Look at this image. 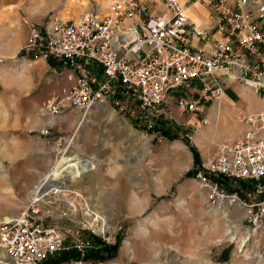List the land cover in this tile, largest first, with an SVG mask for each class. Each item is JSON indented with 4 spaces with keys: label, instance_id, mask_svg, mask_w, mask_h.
Wrapping results in <instances>:
<instances>
[{
    "label": "built area",
    "instance_id": "2783aa9c",
    "mask_svg": "<svg viewBox=\"0 0 264 264\" xmlns=\"http://www.w3.org/2000/svg\"><path fill=\"white\" fill-rule=\"evenodd\" d=\"M160 1L157 14L142 0H112L76 22L50 18L44 26L21 15L27 35L20 56L53 62L68 81L37 107L43 127L70 111L106 105L127 111L142 135L159 142V125L187 127L184 117L221 102L225 82L264 98V0H201L211 9L212 33L191 26L182 0ZM193 37L203 46L194 48ZM238 122L241 134L217 144L192 177L209 204L242 208L244 223L257 232L264 230V111L240 113ZM239 182L250 184L246 199L227 189ZM44 189L19 213L0 218V264H42L65 251L78 256L68 264H88L90 253L115 244L122 226L87 194L63 183Z\"/></svg>",
    "mask_w": 264,
    "mask_h": 264
},
{
    "label": "rangeland",
    "instance_id": "374dc122",
    "mask_svg": "<svg viewBox=\"0 0 264 264\" xmlns=\"http://www.w3.org/2000/svg\"><path fill=\"white\" fill-rule=\"evenodd\" d=\"M111 1L1 0L0 40L19 35L23 14L40 26L50 18L76 22L84 14H96ZM143 1L151 8L156 4L154 0ZM63 71L53 62L24 60L19 53L0 63V218L19 213L38 181L65 155L76 174L69 185L84 190L110 223L123 228L114 245L92 252L101 258L91 253L87 256L88 264H264V230L250 229L244 223L242 208L236 205L209 204L206 192L188 175L196 166L191 147L201 163L214 156L215 127L202 135L201 127L207 124L196 123L189 139L181 127L162 124L159 128L166 129L168 137L161 133L163 138L158 142L143 135L140 145L133 144L130 134L114 126L104 112L91 118L87 113L70 111L66 124L58 120L62 115L53 127H43L37 107L68 84ZM119 113L127 123L131 120L127 111ZM77 119L81 120L79 127L69 128ZM59 137L66 143L57 148L54 142ZM97 162L111 164L97 170ZM113 169L116 175L111 173ZM238 185L227 189L246 199L250 185ZM228 220L236 226L234 239L227 236ZM57 224L65 225L66 221ZM246 229L249 233L241 244ZM115 246L114 252H104ZM64 253L68 252L46 261L68 264L74 260L70 256L60 260Z\"/></svg>",
    "mask_w": 264,
    "mask_h": 264
},
{
    "label": "crops",
    "instance_id": "0c3cea01",
    "mask_svg": "<svg viewBox=\"0 0 264 264\" xmlns=\"http://www.w3.org/2000/svg\"><path fill=\"white\" fill-rule=\"evenodd\" d=\"M143 1V0H142ZM156 4H154L151 8L152 14H157L159 12H163L162 4L160 0H154ZM185 3V9L187 16L189 18L191 26L196 28H200L206 30L210 33L213 32V28L215 26V22L213 19L210 18L211 9L207 5L206 2H202L201 0H182ZM146 2V1H145ZM156 8V9H154ZM19 35H7L5 38L0 40V55L4 59L12 58L17 56L21 47L23 46L25 39H26V28L21 25L20 18H19ZM192 45L194 48H200L203 46L196 37L192 38ZM208 45L204 47V49H208ZM264 111V98L259 96L257 93L252 91L251 89L245 88L238 84H233L230 82H225L223 86V96L222 100L219 103H212L209 104L203 114H194L189 115L183 118V121L187 123V127H182L184 133L190 139V133L192 128L196 127V123L200 126L202 121L205 122L200 130L202 135H206L215 127L214 137L216 142L214 143L215 147L217 144H220L222 141L230 142L235 140L242 132V126L238 122V115L240 113H252V112H259ZM104 112L106 116L111 117L112 123L114 126H120L122 128V132H126L130 134L131 139L130 141L133 144L138 143L140 145V141L143 135H138L137 133L140 132L137 130L131 120L126 122L124 115L119 113L118 111L112 109L110 106L106 105H96L92 107L86 115L93 117H99L100 113ZM70 114H65L62 118L58 120L60 123H67L68 119H70ZM81 120L77 119L70 123L69 128L77 129L80 125ZM185 135V137H186ZM218 141V142H217ZM77 154V153H76ZM82 156V155H81ZM83 159H85L82 156ZM93 159V158H92ZM73 160V159H70ZM86 160V159H85ZM77 163L75 160H73ZM99 169L100 165H109L111 162H97ZM96 170V171H97ZM112 174L116 175L117 170L113 169L111 171ZM89 180V179H88ZM28 185V183H27ZM84 188H88L85 186ZM76 189V188H75ZM78 190V189H77ZM85 194H87L84 190ZM88 195V194H87ZM89 197V196H88ZM93 201H97L95 197H91ZM91 201V200H90ZM92 203V201H91ZM93 206L94 203H92Z\"/></svg>",
    "mask_w": 264,
    "mask_h": 264
},
{
    "label": "bare ground",
    "instance_id": "6f19581e",
    "mask_svg": "<svg viewBox=\"0 0 264 264\" xmlns=\"http://www.w3.org/2000/svg\"><path fill=\"white\" fill-rule=\"evenodd\" d=\"M1 1V0H0ZM75 173L73 171L72 164L69 163L65 157V155H61V157L57 160L54 168L46 175H44L39 181L36 190L34 191L33 196L42 194L49 184L56 185L57 183H63L69 185L75 179ZM47 190V189H46ZM89 199V198H88ZM90 201V200H89ZM91 203V201H90ZM92 204V203H91ZM220 206V205H219ZM225 206V205H224ZM222 206L220 209L227 215V207ZM235 225L228 220L227 224V236L230 239H234L233 231L235 230ZM248 230L246 229L243 233V237L240 239L241 244L244 243L245 238L248 235ZM232 235V236H231Z\"/></svg>",
    "mask_w": 264,
    "mask_h": 264
},
{
    "label": "trees",
    "instance_id": "16d2710c",
    "mask_svg": "<svg viewBox=\"0 0 264 264\" xmlns=\"http://www.w3.org/2000/svg\"><path fill=\"white\" fill-rule=\"evenodd\" d=\"M159 130L161 131V133H163V135H164L165 137H168V136H169V133H168L167 130L164 129L163 127H160ZM191 152H192V154H193V158H194V163H195V165H196V166L200 165L201 161H200V159H199V155H198L197 151H196L193 147H191ZM194 167H195V166H194ZM193 173H194V169H192V171L189 172L188 175L193 176ZM249 185H250V184H249ZM246 186H247V185H246ZM115 248H116V246H115V247H109V249L106 248V249L104 250V252H105V251H109V252H110V251H113V252H114ZM90 255H91L92 257L94 256V257H100V258H101V255H99V254L91 253ZM90 255H89V256H90ZM60 256H61L60 260L66 259V258L69 257V256L72 257L74 260L78 258L77 253H76L75 251H69L68 253L61 254ZM58 261H59V260H58ZM44 262H45V263H44ZM44 262H43V264H51V262H48V261H44ZM47 262H48V263H47Z\"/></svg>",
    "mask_w": 264,
    "mask_h": 264
}]
</instances>
